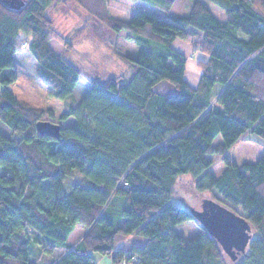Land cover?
I'll return each mask as SVG.
<instances>
[{
  "label": "trees",
  "instance_id": "1",
  "mask_svg": "<svg viewBox=\"0 0 264 264\" xmlns=\"http://www.w3.org/2000/svg\"><path fill=\"white\" fill-rule=\"evenodd\" d=\"M74 1L139 46L121 55L133 73L93 82L59 118L18 98L10 87L20 49L31 50L37 78L58 99L73 96L81 72L51 44L56 0H24L21 8L0 0V122L10 128L0 126V264H97L95 254H112L115 264L134 256L132 264H230L207 228L191 239L177 231L196 219L195 207L171 202L186 173L197 191L252 224L246 251L231 264H264V156L238 164L228 154L245 132L264 138V0H211L226 20L203 0L186 15L172 13L176 0H133L165 15L142 9L128 20L106 0ZM199 34L207 58L194 86L188 56L174 44ZM40 119L61 124V137L39 134ZM214 154L225 163L220 175L209 170ZM78 224L87 232L72 245ZM131 235L136 242L122 244Z\"/></svg>",
  "mask_w": 264,
  "mask_h": 264
},
{
  "label": "rangeland",
  "instance_id": "2",
  "mask_svg": "<svg viewBox=\"0 0 264 264\" xmlns=\"http://www.w3.org/2000/svg\"><path fill=\"white\" fill-rule=\"evenodd\" d=\"M23 1V0H22ZM26 1V0H25ZM109 12L117 18L128 20L137 10L146 9L150 12L164 17L165 11L157 6H152L144 1L133 0H106ZM195 0H176L171 11L173 14L186 15L190 12V8ZM218 19L226 20V12L219 5L211 0H203ZM55 6L48 13L52 20L53 36H51V44L57 52L65 55L70 59L81 72L80 82L74 89L71 98L62 100L58 99L51 93V88L45 86L37 78L38 61L35 60L32 52L27 47L20 49L16 53L14 61V69L18 72V79L10 89L18 98L28 101L36 107L49 108L52 107L57 118L63 111L68 110L76 102H80L81 98L89 92V88L95 81L104 82L109 78L116 77L128 80L132 75V70L122 59L123 54L134 56L139 46L132 40L128 39L125 31L116 35L107 25L99 21L94 15L86 11L84 7L76 3L74 0H56ZM22 36L25 34L22 33ZM202 35L199 34L192 41H185L181 46L188 54L186 62L185 77L191 85L197 86L202 69L198 64L199 60H203L207 55L202 50L199 41ZM204 54V55H203ZM204 56V57H203ZM168 84V83H167ZM169 86L173 87L171 84ZM162 92H170V88L159 86ZM44 119H49L44 117ZM73 118L64 124H71ZM2 130L7 133L10 128L0 122ZM243 138L230 148L228 154L232 160L238 164L246 161L254 162L264 156V138L253 132H245ZM216 143L223 142L221 135L216 137ZM214 160L209 168L216 175H220L225 163L222 155L214 154L210 156ZM194 183V176L190 173L182 174L174 187L171 202L185 207L187 209L196 208L201 210L205 199H215L214 195L208 191L199 192ZM67 191L69 188L66 186ZM177 231L187 239H191L198 233L202 226L198 220H188L184 223L176 225ZM86 229L83 225L78 224L74 232L68 239L70 244H76L85 233ZM135 235H131L122 239V244L128 245L137 240ZM136 242V241H135ZM60 251V249H56ZM131 253V252H129ZM97 264H115L112 254L101 255L95 254ZM230 264L232 258L225 253ZM138 258L133 257L132 261L136 262ZM132 262V263H133ZM131 263V264H132ZM120 264H124L121 262Z\"/></svg>",
  "mask_w": 264,
  "mask_h": 264
},
{
  "label": "water",
  "instance_id": "3",
  "mask_svg": "<svg viewBox=\"0 0 264 264\" xmlns=\"http://www.w3.org/2000/svg\"><path fill=\"white\" fill-rule=\"evenodd\" d=\"M23 7L24 0H6ZM39 134L60 138L62 125L52 120L40 119L37 123ZM201 210L194 209L192 214L216 238L224 252L233 260H237L240 253L245 252L250 239L253 237L252 224L248 219L236 213L228 206L217 201L206 199Z\"/></svg>",
  "mask_w": 264,
  "mask_h": 264
},
{
  "label": "crops",
  "instance_id": "4",
  "mask_svg": "<svg viewBox=\"0 0 264 264\" xmlns=\"http://www.w3.org/2000/svg\"><path fill=\"white\" fill-rule=\"evenodd\" d=\"M184 42L185 41H183V40H181V39H177L176 41H175V44H174V46H175V48L177 49H179L180 51H182L183 53H185L186 55H188L183 49H182V45L184 44ZM204 55V54H203ZM15 56H16V54L13 56V60L15 59ZM204 57V56H203ZM207 58V56L204 58V59H206ZM73 245V244H72ZM75 245V244H74Z\"/></svg>",
  "mask_w": 264,
  "mask_h": 264
},
{
  "label": "built area",
  "instance_id": "5",
  "mask_svg": "<svg viewBox=\"0 0 264 264\" xmlns=\"http://www.w3.org/2000/svg\"><path fill=\"white\" fill-rule=\"evenodd\" d=\"M25 46H27V43H25V44L23 45V47H25ZM121 262H124V264H127V262H125L124 260H122Z\"/></svg>",
  "mask_w": 264,
  "mask_h": 264
}]
</instances>
